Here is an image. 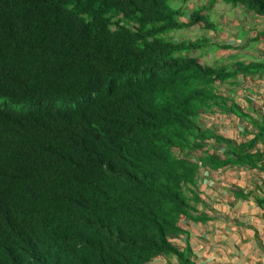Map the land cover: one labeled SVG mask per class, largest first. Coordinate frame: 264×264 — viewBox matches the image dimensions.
I'll return each instance as SVG.
<instances>
[{
    "label": "trees",
    "instance_id": "16d2710c",
    "mask_svg": "<svg viewBox=\"0 0 264 264\" xmlns=\"http://www.w3.org/2000/svg\"><path fill=\"white\" fill-rule=\"evenodd\" d=\"M168 1L0 0V264H196L173 241L181 215L209 218L190 211L200 173L264 167L261 116L239 143L197 121L264 61L202 65L169 34L216 31V1L264 21V0Z\"/></svg>",
    "mask_w": 264,
    "mask_h": 264
},
{
    "label": "crops",
    "instance_id": "0c3cea01",
    "mask_svg": "<svg viewBox=\"0 0 264 264\" xmlns=\"http://www.w3.org/2000/svg\"><path fill=\"white\" fill-rule=\"evenodd\" d=\"M238 13L241 14L240 10ZM247 14L246 21L254 22L258 30L264 29L263 18L250 12ZM234 24L237 25L238 21ZM246 26L251 28L249 24ZM262 81L264 79L257 76L244 77L240 85L244 88H240V94L236 96L243 110L247 100L252 99L253 107L261 114L250 108L244 119L234 112L220 114L213 122L219 134L238 141L245 138L240 135L242 128L245 129L251 119L264 114ZM258 147L263 148L262 144ZM196 188L199 203L191 212L209 218L193 221L181 217L179 225L184 233L174 238V245L182 249L187 244L193 251L196 264H264V167L260 170L223 166L203 171L198 176ZM236 193L244 197H238ZM148 264L178 262L174 256L160 255Z\"/></svg>",
    "mask_w": 264,
    "mask_h": 264
},
{
    "label": "rangeland",
    "instance_id": "374dc122",
    "mask_svg": "<svg viewBox=\"0 0 264 264\" xmlns=\"http://www.w3.org/2000/svg\"><path fill=\"white\" fill-rule=\"evenodd\" d=\"M177 1L178 0H169L168 3L172 7H177V6L182 7L183 5L178 4ZM191 7H192L191 2L186 5V8H191ZM234 10L237 9H231L229 5L216 1L214 2L210 10L206 11L207 14H209L211 17L214 16V18L220 22V23L217 22L215 26L216 35L212 30H205L202 26L196 24L188 28L174 30L170 32V36L172 38L180 37L189 40L192 39L200 40L202 36H206V37L208 36L211 37L212 39H217L218 43H220L221 41H225V42L228 41L227 43L231 47L229 51H223V52L218 51L216 47H213L212 45L208 44L210 41L209 39L203 38L205 46L204 47L201 46L198 50L195 49L190 52L191 55H198V57H200L208 49V52L214 56L215 62L223 63V65H221L223 69H231L235 66L242 67V65L246 64L247 59H249V61H253V62L255 61L256 63L259 62V60L264 61V55H259L255 53L252 54V53H248V51H245L247 48L249 49V47L253 44L250 43L251 40L247 38V34L257 33L255 23L253 22V24L251 25V29L247 31L244 25L245 23L242 22L240 18H238L239 22L237 25H235L236 27L234 28V18H233ZM262 24L264 26V23ZM232 38H238L240 40L242 39L245 40L247 44L248 43L250 44H248L246 48V45L242 43L241 45L245 50L239 51L237 43L230 41ZM258 42H260L259 46L257 47V49L253 51H257L259 48H263L264 36H260ZM230 57H231V65L229 64L228 61ZM199 60L201 63H206L205 56H203ZM251 68L263 70L264 65H253ZM261 85L264 88V81H262ZM226 88L227 87L224 85L220 86L221 90H224ZM248 105L253 107L252 99L247 100V105H246L247 108L244 110H240L236 105H233V107L235 108V112L238 115L245 117V114H248L246 112L249 109ZM262 118L264 119V117H260V119ZM236 196L241 197V195L239 196L237 193Z\"/></svg>",
    "mask_w": 264,
    "mask_h": 264
},
{
    "label": "clouds",
    "instance_id": "9594fccd",
    "mask_svg": "<svg viewBox=\"0 0 264 264\" xmlns=\"http://www.w3.org/2000/svg\"><path fill=\"white\" fill-rule=\"evenodd\" d=\"M231 9H235V8H231ZM236 12L238 13V10H237ZM250 14H251V13H250ZM252 15H253V14H252ZM233 18H234V21H235V22L238 21V18L243 19V17H241L239 13L237 14V16H236V15H233ZM257 18H260V17H257ZM242 22L245 23L244 25H245V28L247 29V31L251 29V28L248 29L247 26H246L247 24H249L250 26L253 24L251 20L248 21L249 23H247V21H245V20L242 21ZM234 25H235V24H234ZM181 29H183V28H181ZM213 32H214L215 35H216V32H215V31H213ZM169 34H170V33H169ZM254 34H255V33H252V34H249V33H248V34H247V38L250 39ZM177 38H180V37H177ZM177 38H174V39H177ZM203 38L209 39V40H210V41H209V44L212 45V46L218 47V51H221V52H223V51H229L230 48H231V47L229 46V44L227 43L228 41H227V42H225V41H221L220 43H218V42H217V39H212L211 37H208V36H207V37H206V36H202V37H201V39H200V43L202 44V46H203V42H204ZM180 39H182V38H180ZM188 40H189V39H188ZM192 40H193V39H192ZM230 41H231V40H230ZM233 42L237 43V45H238V50H239V51H244V50H245V49L243 48V46L241 45L242 43H244V44L246 45V48H247V42H246L245 40H242V39L240 40V39H238V38H234V41H233ZM258 45H259V44H257V45L255 46L256 49H257ZM263 47H264V46H263ZM196 50H198V49H196ZM253 50H254L253 48L249 47V49L247 48L245 51H248V53H252V54L255 53V54H259V55H264V54L262 53V50H261V49H258L257 51H253ZM189 55H191V54L189 53ZM191 56L198 57V55H191ZM203 56H205L206 63H201L200 60H199V59L202 58ZM198 61H199V63L202 64V65L215 66V67H217V68H222L221 65H223V63L215 62L214 56L211 55V54L208 52V49H207V50H206V51H205L200 57H198ZM228 61H229V64L231 65V57L228 59ZM248 61H249V59L246 60V62H248ZM212 64H214V65H212ZM242 66H245V65H242ZM237 67H239V66H235V67H233V68H231V69H226V70H233V69H236ZM255 76L264 79V71H263V70H259L257 73H255V74H250V75H247V76H244V73H239V74L236 76V78H231V79H229V80H227V81H224V82H222V83H218V84H217V93H218V95H221V96H222V98H223L222 103L225 104V105L227 106V109L215 108L212 112H201V113L199 114L198 118H197V121H198L201 125H203L204 127H207V128H209V129L213 130L214 132H216L217 134H219V133L217 132V128H216V126H215V124H214L213 122L218 118V116H219L220 114L228 115V114H231V113L234 112V114L238 115V114L235 112V108L233 107V105H236L240 110H243V109L241 108L240 104H239V101L236 100V96L240 94V88H244L243 86H240L241 83H243L242 80L244 79V77H246V78H247V77L252 78V77H255ZM222 85L226 86L227 88L224 89V90H221V89H220V86H222ZM246 105H247V103H246ZM246 108H247V106H246ZM248 108L257 111L256 113H258V114H261V113L259 112V110L255 109L254 107H252V106H250V105H248ZM246 112H249V111L247 110ZM238 116L244 119V116H240V115H238ZM261 117H264V114H263V113H262V116H261ZM248 126H249V127H248ZM250 127H252V124H251L250 121H249V123L245 126V129L242 128V131H241V134H240V135H242L243 137H245L243 140L238 141V140H236V139H234V138H231V139L234 140L236 143L246 141L247 139L250 138V136H252V134H248V135H246V133H249V129H250ZM221 135H223V134H221ZM240 135H239V136H240ZM223 136H224V135H223ZM225 137H226V136H225ZM228 138H229V137H228ZM206 142H207L208 144H213V140H212V139L206 140ZM259 144H260V143H259ZM176 150H177V151H176ZM174 151L176 152V154L181 155L179 149H174ZM215 152H216L219 156L222 155V149H221V148H217V147H216ZM193 153L196 154V155H199V152H197V151H196V152H193ZM225 166H230V167H233V168H235V167H240V168H242V167H247V166H231V165H225ZM222 167H223V166H222ZM248 168H257V167H248ZM258 169H260V168H258ZM209 170H215V169H203V171H209ZM260 170H261V169H260ZM203 171H202V172H203ZM198 203H199V202H197V203H193L194 208H195V205L198 204ZM190 211H192V210H190ZM191 213H192V212H191ZM181 217H187V216L181 215L180 218H181ZM207 217H208V216H207ZM180 218H179V220H180ZM187 218H189V217H187ZM189 219H190V218H189ZM190 220H191V219H190ZM193 221H194V220H193ZM199 221H202V220H199ZM193 259H194V258H193Z\"/></svg>",
    "mask_w": 264,
    "mask_h": 264
}]
</instances>
